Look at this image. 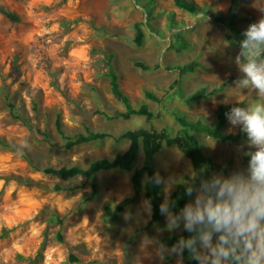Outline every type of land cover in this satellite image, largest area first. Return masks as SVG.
<instances>
[{"label": "rangeland", "instance_id": "374dc122", "mask_svg": "<svg viewBox=\"0 0 264 264\" xmlns=\"http://www.w3.org/2000/svg\"><path fill=\"white\" fill-rule=\"evenodd\" d=\"M195 1L212 3L222 13L231 3ZM251 4L252 0L235 3L241 33L261 15ZM0 7L17 16L12 20L0 12V139L25 152L0 143V264H198L191 256L186 262L162 251L171 247L161 238L183 228L167 230L164 215L149 221L145 174L140 192L117 218L111 220L106 213V206L114 208L132 195L130 176L141 164V152L130 169L102 170L89 178L62 179L42 169L86 167L127 146L126 140L105 137L65 148L66 139L55 129L57 116L69 137L87 130L118 135L148 127L143 116L108 117L123 110L109 89L108 60L131 104L147 102L152 112L160 113L151 121L156 129L166 127L174 133L178 128L168 112L172 107L188 119L211 123L220 102L242 107L257 102L255 92L236 85L242 75L235 63L240 48L225 40V27L201 13L179 9L173 0H0ZM135 23L143 31L139 46L132 40ZM174 32L188 41L186 49L170 48ZM133 60L150 68L143 70ZM190 60L198 63L192 72L178 75L165 69ZM221 84L220 91L204 99L187 103L178 97V90L189 93ZM146 90L162 102L145 98ZM237 129L227 121L223 132ZM196 135L203 152L215 161L238 163L249 150L246 139L221 142ZM154 168L175 184L192 173L190 162L174 145L162 146ZM163 199L164 193L161 203Z\"/></svg>", "mask_w": 264, "mask_h": 264}, {"label": "clouds", "instance_id": "9594fccd", "mask_svg": "<svg viewBox=\"0 0 264 264\" xmlns=\"http://www.w3.org/2000/svg\"><path fill=\"white\" fill-rule=\"evenodd\" d=\"M251 6L261 15L239 43L235 63L242 75L236 85L255 92L257 102L233 106L225 114L229 124L246 135L247 166L227 175L192 172L183 181L191 199L178 211L171 200L175 180L159 172L145 178L146 183L163 186L159 211L167 230L182 227L190 234L162 251L182 257L187 250L198 264H264V0H252ZM144 207L150 214L151 202L145 201Z\"/></svg>", "mask_w": 264, "mask_h": 264}, {"label": "trees", "instance_id": "16d2710c", "mask_svg": "<svg viewBox=\"0 0 264 264\" xmlns=\"http://www.w3.org/2000/svg\"><path fill=\"white\" fill-rule=\"evenodd\" d=\"M237 0H231L225 13H222L213 8L212 3L207 5L198 4L195 0H173V3L179 9L194 15L203 14L208 17L212 22L221 24L225 27L224 38L226 41L233 42L239 47L240 41L243 39V33H241L236 26L238 21L235 3ZM146 10V20L150 19V14ZM0 12L7 18L16 20L17 16L0 7ZM149 29L152 30L150 26ZM174 40L169 44L170 48L176 52L186 49L188 47V41L182 37L179 32H174ZM133 42L136 45H141L143 41V31L138 23L134 24ZM240 48V47H239ZM111 55H109V58ZM108 60V68L105 73L108 78L109 89L113 97L123 105V110H118L113 113L112 118L128 119L133 115L143 116L145 121L149 124L148 127H138L135 129H126L118 135L109 134L106 132H97L87 130L86 132H78L75 135L69 137L66 136L61 128L60 120L58 116L55 119V129L61 134L66 142L64 143L65 148H69L73 145L103 139L105 137H113L114 139L127 140L128 144L123 151H117L111 158L102 157L91 161L86 167H80L77 165L71 166H45L42 170L51 175H57L62 179H69L74 176H84L86 178L92 177L96 172L102 170L120 169L128 170L131 168L133 161L136 158V154L140 149L142 152V161L139 167H134L130 176V182L132 186V195L124 197L120 200L114 208L110 206L105 207V211L111 220L117 218V214L123 210V208L140 192L141 187V175L145 174L146 177H151L155 174L154 170V156L160 150L163 145L171 146L174 145L184 156H186L191 164L192 172L202 173L204 177L210 176L213 172H223L225 175L235 171L239 168L247 166L248 157L243 154L238 163H233L229 159H223L222 161H215L209 155L205 154L200 146L199 138L197 133L205 134L212 139L219 140L221 142H233L242 139H246V135L239 129L234 132H223V127L227 121L226 113L233 107V104L220 102L214 110V119L211 123L204 122L201 119L191 120L181 112L179 109L172 107L168 109L170 116L177 123L178 128L174 133L166 127L156 129L152 126L151 121L153 118L160 116L159 112H152L148 104L140 103L138 106H133L130 102L129 96L124 92L118 81V74L116 73L113 66ZM133 64L140 67L143 70L150 68L148 64L143 63L139 60H133ZM159 64H155L154 67H159ZM198 63L195 60H190L183 64H172L166 65L165 69L175 70L178 75L192 72ZM176 85L179 83V79L175 80ZM223 84L219 87H214L210 90H206L201 87L195 89L192 92L184 93L178 90V97L183 102H193L199 99L207 98L221 90ZM145 98L150 101L157 103L162 102V97L157 96L150 90L144 91ZM9 107L11 105L9 104ZM21 120L20 116H14ZM24 121V120H23ZM1 145L12 149L19 150L20 153H25L23 148H17L14 144L6 142L0 139ZM16 147V148H15ZM35 169H40L35 166ZM185 180L190 179V176L185 175ZM197 185L199 180L196 181ZM145 197L151 202V213L150 222H156L161 219L162 214L159 211L161 204L162 189L161 186L153 185L145 182ZM188 196L185 194V184L178 183L175 189L171 192V200L174 201V211H178L188 201ZM189 233L183 231L164 235L161 238V243L172 247L181 237H187ZM190 254L185 250L181 257L184 261H188ZM70 258H75L70 256Z\"/></svg>", "mask_w": 264, "mask_h": 264}, {"label": "crops", "instance_id": "0c3cea01", "mask_svg": "<svg viewBox=\"0 0 264 264\" xmlns=\"http://www.w3.org/2000/svg\"><path fill=\"white\" fill-rule=\"evenodd\" d=\"M143 103H146V104H147V102H143ZM227 121H228V120H227ZM227 121H226V123H227ZM226 123H225V125H226ZM225 125H224V126H225ZM223 129H224V127H223ZM233 132H234V131H233ZM225 133H227V132H225ZM197 137H198V136H197ZM126 141H127V140H126ZM238 141H239V140H238ZM127 144H128V141H127ZM163 146H166V145H163ZM161 148H162V147H161ZM161 148H160V149H161ZM159 151H160V150H159ZM159 151H158V152H159ZM139 152H141L140 149L138 150L137 154H138ZM158 152H157V153H158ZM141 153H142V152H141ZM157 153H156V154H157ZM137 154H136V156H137ZM156 154H155V156H156ZM155 156H154V161H155ZM185 157H186V156H185ZM186 158H187V157H186ZM187 159H188V158H187ZM141 161H142V157H141ZM188 161H189V159H188ZM133 162H134V161H133ZM189 162H190V161H189ZM140 165H141V164H140ZM131 166H132V165H131ZM190 166H191V164H190ZM138 167H139V166H138ZM154 170H155V168H154ZM191 170H192V168H191ZM155 173H156V171H155ZM213 173H218V172H213ZM188 176H190V175H188ZM184 181H185V180H184ZM182 182H183V181H180V182H178V183H182ZM178 183L175 184L173 190L175 189V187H176V185H177ZM160 186H161V185H160ZM161 189H162V187H161ZM173 190H172V191H173ZM144 193H145V192H144ZM162 195H163V190H162ZM161 197H162V196H161ZM189 198H190V197H189ZM189 198H188V199H189Z\"/></svg>", "mask_w": 264, "mask_h": 264}, {"label": "water", "instance_id": "95a60500", "mask_svg": "<svg viewBox=\"0 0 264 264\" xmlns=\"http://www.w3.org/2000/svg\"><path fill=\"white\" fill-rule=\"evenodd\" d=\"M149 32H151V31H149Z\"/></svg>", "mask_w": 264, "mask_h": 264}]
</instances>
